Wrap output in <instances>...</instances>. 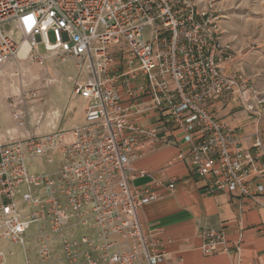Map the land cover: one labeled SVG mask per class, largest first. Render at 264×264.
Wrapping results in <instances>:
<instances>
[{
  "label": "built area",
  "instance_id": "built-area-1",
  "mask_svg": "<svg viewBox=\"0 0 264 264\" xmlns=\"http://www.w3.org/2000/svg\"><path fill=\"white\" fill-rule=\"evenodd\" d=\"M217 20L212 0H0V65L17 57L23 41L37 59L40 44L51 47L53 56L75 61L73 95L87 102L82 121L69 127L0 135V264L15 246L23 264H162L160 231L145 232L138 217L158 195L133 189L128 173L144 149L139 137L156 139L132 118L153 110L199 139L169 163L188 159L215 189L264 209V184L248 186L264 174V143L259 136L253 143L261 166L248 152H231L240 139L206 109L212 97L230 95L248 111L256 106L240 71L225 72L233 51ZM126 76L144 78L138 87L148 101L121 104L117 84ZM12 117L24 126L21 111ZM36 159L56 168L33 172ZM78 228L85 232L75 238ZM199 236L205 253L225 242L211 227Z\"/></svg>",
  "mask_w": 264,
  "mask_h": 264
},
{
  "label": "crops",
  "instance_id": "crops-1",
  "mask_svg": "<svg viewBox=\"0 0 264 264\" xmlns=\"http://www.w3.org/2000/svg\"><path fill=\"white\" fill-rule=\"evenodd\" d=\"M118 59L123 66L124 56ZM228 65L224 63L227 74L231 73ZM142 82L141 76L137 80L126 76L117 84L122 105L148 101V95L139 91ZM206 109L240 139L231 152H248L261 166L263 159L253 143L256 136L264 143L262 114L244 109L235 95L214 96L206 103ZM82 119L83 113L71 125ZM132 121L156 134L152 142L148 137H139L144 149L130 163L128 173L133 176L130 179L133 189L158 195L138 209V217L145 232L160 231L162 249L167 253L162 264H264V209L255 207L237 192L215 189L210 178L199 174L188 159L169 163L178 153H187L199 140L198 136H190L176 127L165 111L145 112ZM140 171L145 174L138 175ZM170 181L174 182L172 190L168 188ZM258 184H264V174L250 177V189ZM202 227L224 233L225 242L216 251H202L203 240L199 236Z\"/></svg>",
  "mask_w": 264,
  "mask_h": 264
},
{
  "label": "rangeland",
  "instance_id": "rangeland-1",
  "mask_svg": "<svg viewBox=\"0 0 264 264\" xmlns=\"http://www.w3.org/2000/svg\"><path fill=\"white\" fill-rule=\"evenodd\" d=\"M212 9L218 15L220 38L233 51L232 60L227 61L229 74L240 71L250 92V101L256 104L250 112L261 113L264 119V0H212ZM8 28L5 32H9ZM49 39L53 40L51 33ZM53 52V48L46 49L40 44L37 53L41 59H37L36 52H29V46L23 44L17 57L0 65V135L43 132L54 125L66 127L80 119L87 102L73 95V83L78 78L75 61L53 56ZM17 110L24 117L23 127H18L12 117ZM36 121H39L37 126ZM55 168L56 163L36 159L32 171ZM33 231L34 226L29 233ZM84 232L78 228L75 238ZM13 250L14 255L7 258L6 264H23L21 247L15 246ZM58 262L66 264L59 259Z\"/></svg>",
  "mask_w": 264,
  "mask_h": 264
},
{
  "label": "bare ground",
  "instance_id": "bare-ground-1",
  "mask_svg": "<svg viewBox=\"0 0 264 264\" xmlns=\"http://www.w3.org/2000/svg\"><path fill=\"white\" fill-rule=\"evenodd\" d=\"M23 44H26V45H28V43L26 42V41H23V43L21 44V46H20V50H21V48H22V46H23ZM29 46V45H28ZM20 50H19V52H20ZM18 52V53H19Z\"/></svg>",
  "mask_w": 264,
  "mask_h": 264
}]
</instances>
